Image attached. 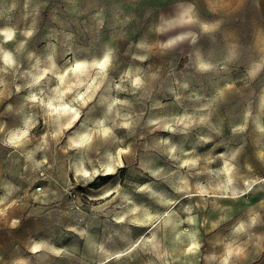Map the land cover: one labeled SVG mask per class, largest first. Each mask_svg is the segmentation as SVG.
Returning <instances> with one entry per match:
<instances>
[{
  "label": "rangeland",
  "instance_id": "obj_1",
  "mask_svg": "<svg viewBox=\"0 0 264 264\" xmlns=\"http://www.w3.org/2000/svg\"><path fill=\"white\" fill-rule=\"evenodd\" d=\"M0 264H264V0H0Z\"/></svg>",
  "mask_w": 264,
  "mask_h": 264
},
{
  "label": "bare ground",
  "instance_id": "obj_2",
  "mask_svg": "<svg viewBox=\"0 0 264 264\" xmlns=\"http://www.w3.org/2000/svg\"><path fill=\"white\" fill-rule=\"evenodd\" d=\"M67 88V87H66ZM111 170V168H105V172H107V174H108V171H110ZM190 220V219H189ZM178 222V221H177ZM192 236V235H191ZM190 238V237H189ZM196 240V238H195V235H193L190 239H189V241L186 243V245H185V252L187 253V254H190V253H192V252H194L195 251V249H196V247H197V242L195 241Z\"/></svg>",
  "mask_w": 264,
  "mask_h": 264
},
{
  "label": "snow or ice",
  "instance_id": "obj_3",
  "mask_svg": "<svg viewBox=\"0 0 264 264\" xmlns=\"http://www.w3.org/2000/svg\"><path fill=\"white\" fill-rule=\"evenodd\" d=\"M101 66H103V65H101Z\"/></svg>",
  "mask_w": 264,
  "mask_h": 264
}]
</instances>
